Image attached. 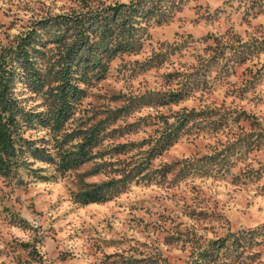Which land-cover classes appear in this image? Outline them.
Listing matches in <instances>:
<instances>
[{
  "label": "rangeland",
  "instance_id": "374dc122",
  "mask_svg": "<svg viewBox=\"0 0 264 264\" xmlns=\"http://www.w3.org/2000/svg\"><path fill=\"white\" fill-rule=\"evenodd\" d=\"M130 1L0 0V49L34 31V46L39 51L33 50L30 58L42 78V65L49 63V55L64 43L73 44L72 32L55 24L63 15L78 14L85 5L100 8ZM170 10L173 16L165 23H150L140 52L111 56L104 75L94 77L92 69L98 59L109 58L108 39L95 36L98 50L80 46L81 55L92 56V62L85 65L87 76L79 83L84 93L58 131L53 124L40 123L39 115L48 113L47 87L40 92L30 89L19 70L9 82L8 95L19 113L13 133L15 155L0 161V264H204L205 252L226 237L230 228L264 225V144L243 155L229 171L202 176L195 171V163L217 145L216 139L221 138L217 134L207 139L195 133L184 135L153 160L152 168L159 172L153 173L151 181H134L105 202H75L84 184L114 179V165H102L94 172L99 163L114 162V141H141L154 133L151 122L157 120L153 118L175 117L183 108L223 101L224 89L215 93L209 89L203 99L195 94L164 107L154 99L171 89L168 74L195 64L205 46L202 39L263 43L239 71L259 70L262 79L236 104L264 123V0H177ZM167 45L183 50L162 64L148 63L154 52ZM233 98H226L227 105ZM124 105L129 106L126 120L104 124L106 138L93 150L98 158L77 169L60 171L65 151L73 150L69 147L78 142L62 144L64 135ZM118 124L134 133L121 136V131L114 132ZM166 168L170 172L163 178ZM261 259L264 251L252 264ZM252 261L247 256L243 260L245 264ZM237 263L234 256L219 261Z\"/></svg>",
  "mask_w": 264,
  "mask_h": 264
},
{
  "label": "trees",
  "instance_id": "16d2710c",
  "mask_svg": "<svg viewBox=\"0 0 264 264\" xmlns=\"http://www.w3.org/2000/svg\"><path fill=\"white\" fill-rule=\"evenodd\" d=\"M173 1L177 0H131L129 3H117L114 6L100 8L85 5L84 10L78 14L63 15L55 24L65 27L66 33L72 32L74 41L73 44H62L59 51L49 55V63L42 65L44 69L42 78L39 77L42 76V72L32 67L30 58L33 50L39 51L34 46L36 35L34 31L27 33L20 40H14L9 48L2 47L0 49V161L5 162L6 158L14 156L16 152L13 133L16 131L15 116L18 115L19 109L15 100L8 95V85L9 82H13L18 70L22 72V80L35 92L47 87L48 113L45 117L39 115V119L43 126L53 124L52 128L58 131L70 119L78 97L84 93L79 83L87 76L85 65L92 62V56L81 55L80 46L98 50L93 41L95 36L100 34L102 38L108 39L111 44L108 51L106 50L110 52L109 58L98 59L92 69L94 77L104 75L111 56L115 58L118 54H134L144 48L147 40L145 35L148 33L150 23L153 21L161 25L168 21L173 16L170 10ZM209 39L200 40L205 46L202 53L197 55L195 64L187 68L174 69L168 74L171 89L163 94H157L154 99L158 101L157 106L164 107L178 104L195 94H199L200 99H203L209 89L210 93L224 89L223 101L220 104L213 101L190 110L183 108L175 117L162 115L163 118L161 116L157 119L153 118L157 120L151 122V125L156 127L154 133L141 141L129 139L124 142L114 141L112 147L114 162L99 163L94 170L98 173L102 165H114V170H111L114 179L101 184H84L81 192L76 194L75 202L83 205L105 202L114 198L120 190L134 181H151L153 173L159 172L152 168L153 160L184 135L195 133L202 139H207L208 136L215 138L216 134L221 135L220 139H216L217 145L211 147L210 152L203 154L195 163L198 167L195 171L199 170L202 176L214 171L216 176L217 173L227 172L243 155L261 149L264 144V123L255 114L236 104V100L245 99L247 92L256 89V85L262 79L259 70L245 71L248 74L239 71L253 58L254 51L262 49L263 43L231 44L216 38L209 42ZM176 49L178 48L169 45L162 47L150 56L148 63L162 64L173 54L183 50V48H179L178 51ZM232 77L236 78L235 81ZM231 97H234L233 101L227 105L226 98ZM128 108L129 106L124 105L114 110H107L105 118L93 120L94 122L89 126L83 122L79 127L67 132L62 144L78 142L69 147L73 150L65 151L66 157L61 158L59 170L65 173L98 158L99 153L93 150L106 138L107 127L104 124L110 121L111 124H116L126 120L129 116ZM126 128L123 129L122 124H118L114 126V132L121 131L120 135L126 137L134 133L131 130L126 132ZM169 172V168L164 169L161 177H166ZM210 247L205 252L207 263L204 264H219L220 260L228 256H234L238 261L237 264H245L243 260H246L247 256L254 260L249 262L252 264L256 259H260L264 251V225L237 231L230 228L226 237L216 240ZM258 261V264H264V260Z\"/></svg>",
  "mask_w": 264,
  "mask_h": 264
}]
</instances>
